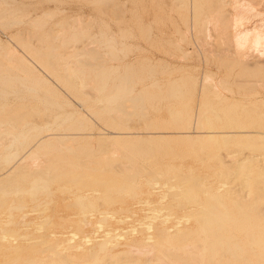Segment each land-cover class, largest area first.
<instances>
[{
    "label": "rangeland",
    "instance_id": "374dc122",
    "mask_svg": "<svg viewBox=\"0 0 264 264\" xmlns=\"http://www.w3.org/2000/svg\"><path fill=\"white\" fill-rule=\"evenodd\" d=\"M235 1L0 0V61L6 60L5 58L7 52L9 50H13L16 51L19 55V58H21L20 65L23 67V69H16L15 67L10 65L6 67L4 73L10 74L13 77L20 76L23 78H28L27 72L30 71L44 81V87H49V91L47 90V88H36L37 93L34 91L32 93L28 91V88H26L25 84L18 83L14 88H12L11 86L3 85L0 82V89L3 88L7 91L6 94H0V121L4 120L2 115L7 112H11V114L14 116V121L16 119H18V121H23L20 119L21 116H23V114L25 113H28L29 116L27 117V121L31 120L33 121V124L38 126V128H36L32 132L33 135L37 136L40 134L45 135L47 134V132L49 133V128L56 127V121L52 117L56 116L57 114H60L62 116L61 119L58 120V122L63 123L66 121L64 123L66 126L73 123L75 118L82 119L87 126V130H85L83 133L88 134L87 136H89V139L76 140L75 142H72V146L75 152L81 153L82 155L77 156V159H81L83 162L86 161L85 164H93L92 166H95V168L84 171H67V176H65V178L59 177L56 179V182H54L53 184V188L57 189L60 185L62 186L68 182H72V184H75L82 178V176H72V174H84L88 179L83 182L81 189L88 188L89 191L86 194V199L84 198L85 202H87L86 200H88V202L90 201L89 203H91L93 200H101L104 196L103 185L105 183H110L114 180L123 179V177L128 176L125 171L124 164H129V162L133 160L130 158L131 156L132 158L134 157V159H136V154L137 159H143L146 156V158H144L142 162H145V164L147 163L149 166H146L145 164L141 166H145L144 169L146 168L150 173H154L158 170L160 171L161 169L164 171L168 169V172H165L169 177H173V181L171 180L169 181L170 183L168 182L169 185L166 184L163 186L162 192H160V194L154 195L151 198H149V196L146 194L138 197L143 203L141 205H138V208L135 204L134 207L136 209H149L152 206L150 204H145L146 200H159L161 203L160 206L163 208L162 215H168L176 218L178 216L184 217L186 215H200V209L202 207H204L202 209L211 207L212 203V207L218 206L216 208H222L224 206L226 207V209H231V211L233 209L232 212L235 211V208L239 209L241 207L244 209L246 208L247 210H251L252 208H260L262 212L259 214V216L257 214L256 215L258 217H262L260 218V222L263 223L262 225L264 226V200L262 199L264 197H261L259 195V191L258 193L256 192L258 189H261L260 191L263 190L264 192V183L262 182L264 181V178L261 177L262 174L264 177V160L260 161L261 163L254 164L253 168L248 170V173L251 172L250 176H248L249 174L247 172V174L242 173L243 175L237 173H235L236 175H233L234 172L231 174L229 171L228 173L231 174V176L229 175L230 177L227 176L226 178L229 177V179L231 180L227 182L224 180L226 183L229 182L227 184L228 186L224 184L223 181H221L223 180L222 178H220V180L216 177V172L220 171V169H218L219 167H211L219 161V157H223L225 161L228 159L226 161L228 162L230 156L228 157L227 155H231V152H233L232 150L235 151L239 149L238 147H242V149L247 146L251 147L248 150L246 149V151H242L244 153L252 152L258 154L257 152H260V155L264 154V147H258L259 144L264 143V125H262L264 123L263 51H261V53L257 52V48H253L255 50H248L245 48V50H241L240 48L242 47L238 45L239 42L237 43V38H235L232 34L233 27L231 26L233 24L235 15H240L239 12H241V16L243 15L244 17L247 15V17H244L243 20V22L245 21L243 23V29L247 27L246 29L264 30V0H240V7L237 6L238 4L233 3ZM241 1L243 5L240 4ZM246 4L248 5V9L246 7ZM28 14L30 16H27L28 18H26V15ZM209 18H213V20H215L213 21ZM205 20L210 21L208 24H206L207 22ZM203 23H205L206 25ZM202 26L205 30L201 28ZM256 26L257 28H259L257 29ZM87 47H90L89 50L85 49ZM97 47L98 50L96 51ZM86 50L88 52H86ZM98 56L99 58L101 56V58L99 59ZM88 61L91 63V65ZM92 62H94V65H92ZM82 66H84V76L83 74L76 75V70L78 71ZM101 66H103L104 70H108L109 73L107 86L105 87L108 91L114 86V83L116 84L119 82H117V80L121 79V77L124 76L126 72L130 71L128 72V74L130 73V75L135 76V81L132 86L133 94L129 97L135 96L138 93L140 95L142 94L141 92H143V94H150L154 96L157 94L156 96L159 99L161 97L163 98L159 100L155 96L154 98L157 99H153L152 101H150V103L149 101H147L146 104L148 105H146V112L148 116L145 112L146 115L142 114V118H140L142 112L140 108H138V110L141 111H139L140 115L135 114L133 116H130V120L128 119L125 112H123L126 115L124 116L121 108H119V110H121V113H118V108H111L107 111V101L103 100L106 98H104L103 93L98 90L97 86L99 77L98 75L96 76V73H98L102 69ZM78 67L79 69H77ZM151 67H154V69L152 70ZM69 81L75 82L77 84L70 85L68 84ZM155 82H157V85H153V83ZM181 82H185L184 84H186L185 86H187V88L185 86L183 87V84ZM84 83L85 86L88 87H85ZM72 88H77V90ZM81 89L84 91L82 92ZM87 89H89V91ZM183 92L186 93L184 94ZM129 97H127V99H129ZM25 106L28 108L25 109ZM177 108L178 110H176ZM171 110H175V112L171 113ZM180 110H182V115H180L181 118L178 117L177 119H173V114L175 115V113H178ZM185 111H187V114H184ZM212 114H216L215 117H217L218 115L221 119L218 117L215 118L214 116H212ZM229 114L232 115H230L231 118ZM249 114H251V116ZM119 115L123 117L118 118ZM145 116H147L148 120ZM204 116L206 120L204 119ZM124 117L127 118V120L130 122H128ZM207 118L212 119L208 120ZM257 118L259 120H257L259 122L257 123L262 128L257 126L258 124H253L255 123ZM125 120L127 121V124L125 125L129 126V128L127 130L123 129V134L127 135H124L122 140L118 141L119 143H117L116 145L117 140H115V142L112 141L114 140L113 137L116 133H120V131L122 132V129L118 128L123 127L122 125L124 124L121 122L125 123ZM233 120L235 122L237 121L238 123L236 128V123L233 124ZM249 120L251 122H249ZM260 120H262V124L260 123ZM229 121H232L230 125ZM239 121L242 122L240 123ZM151 122H153L152 126ZM165 122L168 123L169 126L166 125ZM199 122L202 123V127H200V129L203 128L202 130L204 131L208 130H205L207 124V126L211 124V127H218L216 130H218L219 128L221 130L220 126L225 124L224 127L222 126V130L228 129L231 131V129L237 130L239 128V131L252 130V132L254 133H252L253 136L252 139L250 138L251 140L249 139V137L246 138L248 139V141L239 137L237 138V142H235L236 140H233L234 142H232L231 140L227 143L225 142L226 145L229 144V146L225 145L227 148H230L231 145H233V147L235 146V149H233V147L231 146V148H228L227 151L226 148H224V141L220 138H214L213 141H217H215L214 143L212 140H209L210 138L208 137H206V140L205 138L200 139L202 138L200 137V133L204 131L201 130V132L197 129L199 128L198 126H200L197 124ZM204 122L208 123L205 125ZM47 123L49 124L48 126ZM163 123H165V125H160ZM186 123H189V127L191 128L186 127ZM226 123L230 127L226 126ZM44 124H46V126ZM232 125L235 129L231 128ZM147 126H150L152 129ZM154 126L157 127H155L156 130L154 129ZM163 126L169 127V133L168 131H166L167 133H165L164 130L166 129H164ZM173 126L177 127V129H173ZM8 127L12 128L13 126L11 125ZM19 127L20 126H18L17 124L16 126L14 125L13 131H15L16 133ZM157 129L162 130H160V134L158 133ZM171 129H173V133H171ZM255 129H257V131ZM175 130H179L180 133L179 131L177 133ZM197 130L199 132H197ZM258 130L260 131V133ZM50 132L57 133L59 132V130H53ZM255 132L257 133V135H255ZM197 133L198 140L195 139V134L197 135ZM168 134L169 136L174 134L171 136V140L170 137L167 136ZM182 134L186 135L187 137L190 134L191 140L193 137V139L196 141H191ZM180 135H182L181 137L183 140L184 138H186V141H183ZM254 135H259V138L263 139H260L258 142L257 139L259 138L254 137ZM161 136H163L164 138L168 137V141L166 142L165 140H167V138L164 139ZM148 137H154L152 139L153 142L151 141V139L149 141L150 143L152 142V145L150 144L151 146H149L148 141H146L148 140ZM158 138L160 139V142H158ZM240 138L243 139L241 140V142H239ZM7 139L8 138L5 136L4 140L6 141ZM255 139L257 142L255 141ZM161 140L164 142V144ZM172 140L173 143H171ZM177 140H179V143ZM261 140H263L262 143ZM122 141L123 144L122 146H120L119 144L122 143ZM124 141H127V143L129 144H125ZM168 142L169 145L166 144ZM154 143L156 145H154ZM177 143L179 145H177ZM211 143H213V145H215L216 143L217 147L219 146V144H221V149L223 148V152L221 151L219 153V151L221 150L219 146V156L216 152L218 149L212 150L213 154H211ZM124 144L125 146H123ZM159 144L160 146H158ZM189 144H192L191 147ZM200 144L201 146H199ZM206 144L209 145V148ZM186 145L188 146V148L186 147ZM61 146L64 147V150ZM65 146L64 144L54 141L50 144L45 145L39 152L38 157L42 161H47L54 155L59 154L60 151L58 150L61 149L62 151H65ZM113 146H115V149L116 146L119 147L120 152H122L121 157H119L122 160H120L119 158H113L112 160V157H110L111 155L109 156V154H111L110 152L114 149ZM197 146L202 148V150L204 151L202 152L203 154L201 153V150L197 149ZM252 146H257V150L254 151L252 149ZM203 147H205V150ZM213 147L214 146H212L211 148L213 149ZM152 149L153 153H151ZM260 149H262L263 152ZM194 150H196V152ZM239 150H241V148ZM101 151H104V153ZM136 151L139 153H137ZM142 151L144 153H142ZM148 151L152 156L149 157L150 153ZM224 151L230 154H227ZM127 153L130 155V157ZM207 153L209 154V156L206 157V155H208ZM215 153L216 155H214ZM139 154L143 157L140 158L141 156ZM200 155L201 157H199ZM104 156L106 158H104ZM126 156L131 160L126 159ZM214 156H216V158L218 159H216ZM2 157L3 154H0V161H2ZM24 157L25 160L28 161V163H31L33 161V159L32 161H30L31 159L29 154H25ZM210 157L214 158L211 160ZM104 160L107 161V163L110 162V164L112 160V163H114L115 166L117 165L121 169H123L121 170L119 167H117L116 169L118 170H114L115 172L105 168L101 169V167L105 165L103 162ZM118 160L122 162H119ZM100 162L101 164H103H100L99 168L97 167V165H99ZM149 163H152L154 165L151 166V164ZM121 165L123 167H121ZM229 165H231V167L235 166L230 161L225 166L228 167ZM259 165L263 168H260ZM259 170H263L261 175ZM39 173H41V171H35L32 173V175H35L34 177H36L39 175ZM255 173H257V175ZM244 174L248 177V179H246L247 182L249 180L248 183H246V181H242V183L240 182V179L243 177L238 179L240 176H244ZM238 175L240 176L238 177ZM147 176H143L142 179L144 181L142 182H146ZM193 176H197L195 182L191 181L192 178H194ZM205 176L209 178L205 180L202 179L201 181L198 180L200 179V177L204 178ZM175 177H177V180L175 179ZM187 177L188 180H186ZM15 178L20 179L21 176L19 177V175H16ZM182 178L183 181L186 182L183 183V181H181ZM255 178L260 180L262 178V180L252 181ZM193 180H195V178ZM199 181L200 183H198ZM250 182H253L254 184H251ZM162 183H164V180H162ZM196 183L197 185L199 184V189L196 187L197 185L195 186ZM256 183L260 184L258 185ZM177 184H179L178 187L175 186ZM191 185H194V190L191 189ZM257 185L259 186V188L257 187ZM170 186L173 189H171ZM174 186L177 188L176 190L174 189ZM202 186H206L207 188L211 187V189L213 188V190H217L219 187H221V191L215 198L211 197L209 199V202L207 201V198L204 194H199L200 200L199 203L196 202L198 203L197 205L195 202H188L186 200L187 198H184L188 197L190 192L196 191L197 189L199 192H201V190H203ZM252 186L255 188L252 189ZM200 188L202 189L200 190ZM61 189L62 187H60L58 191ZM251 189L252 191L255 189L257 190L252 192ZM234 191H237L235 192L236 194H233ZM185 192L186 194H184ZM263 192H261V195H264ZM253 193H257V196L261 197L260 199H262V201L258 198L259 201H261V204H259L260 202L258 201L257 196L253 197ZM59 194H61V197H58L57 199L54 198V201L49 205L40 208L36 213H31V220L38 221L39 219L40 221H42L43 218L48 217L52 223L48 227L45 226L46 228L41 231L36 230L38 226H33L29 231V234L31 235L30 237H37L40 239L43 232H48V230L58 231L59 228L56 223L62 217H77V215L75 214H78V212H76L78 210V207L75 205V200L68 198L70 194L63 192L61 193L60 191L57 192V195ZM164 194L167 195L163 196ZM181 194L184 197H181ZM221 194L224 195L222 196ZM173 195L175 197H173ZM219 195H221L222 197ZM220 197L221 199L219 201ZM178 198H181L179 199V203H181L180 205L178 203ZM251 199H254L257 203ZM232 200L236 202L232 204ZM193 203H195V205H192ZM200 203H202L201 206ZM249 203H252L250 205L256 204L257 206V204H259L260 206H257L256 208L255 206H252V208L249 209V207H251H248ZM244 204H246V206ZM44 209L46 210L44 211ZM192 210L195 211V214ZM40 211L44 212L40 213ZM145 213L146 212L141 211L138 212L140 217L145 215ZM234 213L231 214L236 215V213ZM122 214L124 213H121V215ZM237 214L240 215V213ZM189 224L193 225L194 220H191ZM249 225L251 224L249 223ZM257 229L255 230V233L253 235L254 237H252L254 238V240L261 238V236L258 235ZM248 230L249 229L245 230L246 232L244 230L240 232L237 231L233 237L236 240L240 239V241H243L245 239L244 241H248L247 235L249 232H251V230ZM86 231L89 230L86 229ZM150 232L154 233V229H152V231L150 230ZM242 232L247 233V239L243 237L244 233ZM260 232L261 231H259V234ZM238 233H240L241 236H239ZM248 248L252 249L257 247L255 245H252L251 247L248 246ZM148 254L146 256L144 254V256H148V258L152 259L156 258L155 253L149 254L150 257ZM136 256L139 255L136 254ZM225 259L227 258L225 257ZM225 259L223 260V262L227 261ZM157 264H159L158 261ZM187 264H192V262L190 261Z\"/></svg>",
    "mask_w": 264,
    "mask_h": 264
},
{
    "label": "bare ground",
    "instance_id": "6f19581e",
    "mask_svg": "<svg viewBox=\"0 0 264 264\" xmlns=\"http://www.w3.org/2000/svg\"><path fill=\"white\" fill-rule=\"evenodd\" d=\"M239 2H240V0H236L233 3H236V4H238L237 6H239ZM101 4H103V3H101ZM240 4H242V1ZM248 4H250V3H248ZM239 7H238V9H239ZM246 7L248 9V5ZM243 10H244V8H243ZM239 13H240V15L239 14L235 15V17L233 19V24L231 25L233 27L232 34L235 38H237L236 41H237V43L239 42L238 45H240L242 47V48H240V47L239 48L241 50L242 49L243 50H245V49H248V50L251 49L252 50L253 48H255V49L257 48L256 51L260 52V53H261V51H263L262 54L264 55V30H262V29L261 30L260 29L259 30L246 29L247 28L246 26H245L246 28L244 27L245 29H243V25H244L243 23L245 22V21L243 22V20H244V17H247V15L243 17V15L241 16V12H239ZM243 13H244V11H243ZM27 16L29 17L30 15L29 14L26 15V18H28ZM209 19L213 20V18L212 19L209 18ZM246 20H247V18H246ZM205 21H203V22H205ZM209 21H206L207 22L206 24H208ZM211 23H212V21H211ZM203 24H205V23H203ZM201 28L204 29L203 26ZM256 28H257V26H256ZM94 46H92V47H94ZM89 48L87 47L85 49L89 50ZM255 49H253V50H255ZM259 49H260V51H259ZM87 50H86V52H88ZM97 50H98V47L96 48V51ZM261 55H259V56H261ZM4 58H5V56H4ZM98 58H99V56H98ZM100 58H101V56H100ZM5 59L6 60L0 61V82H1V84L5 85V86L6 85L11 86L12 88H14L16 86V84L22 83V84H25L26 88H28V91H30L32 93H33V91L34 92L37 91L36 88H47V90L49 91V89H48L49 87L43 86L44 81L40 77L31 73L30 71L27 72L28 78H23L20 76H14L13 77L10 74L4 73V71L6 70V67H8L10 65L15 67L16 69H23V67L20 65L21 58H19V55L16 51H13V50L10 51L9 50L7 52ZM90 62H91V60H90ZM93 63L94 62H92V65H94ZM90 65H91V63H90ZM101 67H102V69L98 73H96V76L98 75V77H99V79H98L99 81L97 82V86H98V90H100V92L103 93L104 98H106V99H103V100L107 101L106 105H108V106H106V108H107L106 110L108 111V109L110 110L111 108L112 109L118 108V110H119V108H121L122 113L125 112V114H127V117L129 120L131 119L130 116H133L135 114L138 115L139 111L141 110L142 112L140 111L141 112L140 118H142V114L144 115L146 112V109H147L146 105H148V104H146V102L149 101V103H150V101H152L153 99H157L158 98L156 96L157 94L155 95L157 98H154L155 97L154 95L143 94V92H141L142 94H140V95L138 93L135 96L129 97L130 95L133 94L132 86H133L134 81H135L134 80L135 76L130 75V73L128 74V72H130V71L126 72V74L124 76H122L121 79L117 80V82L119 81L118 83H116V84L114 83L115 87L113 86L111 89L108 88L109 89V91H108L105 87L107 86V80L109 78V73H108V70H104L103 66H101ZM131 68H133V67H131ZM151 68H150V70H151ZM77 69H79V67ZM153 69H154V67L152 68V70ZM132 71H134V70H132ZM75 73H76V75L83 74V76H84V74H85L84 66H82L81 69H79L78 71L76 70ZM85 83H84V86H85ZM156 83L157 82L153 83V85ZM184 83L185 82L182 83L183 87L186 85ZM68 84L74 85L77 83L69 81ZM172 84H173V82H172ZM81 86H83V85H81ZM85 87H88V86H85ZM185 87L187 88V86H185ZM72 89L77 90V88H72ZM87 90L89 91V89H87ZM83 91L84 90H82V92ZM79 92H80V90H79ZM6 93H7L6 90H4L3 88L0 89V94H6ZM85 94H87V93H85ZM127 97H129V99H127ZM161 98H163V97H161ZM159 100H157V101H159ZM3 107H1V108H3ZM26 108H28V107L25 106V109ZM138 108H140V110H138ZM102 109H104V108H102ZM121 110H119L118 113H121ZM137 110H138V113H137ZM172 110H171V113L175 112V110L174 111H172ZM176 110H178V108ZM186 112L187 111H185L184 114H187ZM213 113H215V112H213ZM125 114H124V116H126ZM146 114H147V112H146ZM180 115H182V110H180L178 113L176 112L175 115L173 114L172 118L173 119H175V118L177 119L178 117L181 118ZM215 115L212 114V116H214V117H215ZM230 115L231 114H229V116ZM249 115L251 116V114H249ZM28 116H29V114L25 113L20 118L23 121H18V119H16L14 121V116L11 114V112L10 113L7 112L4 115H2L4 120L0 121V152L2 151L0 154H3L2 161H0V264H157V261L159 262V264H174V263H176V264H187L190 261L192 262V264H264V226L262 225L263 223L260 222V220H261L260 218H262V217L261 216L258 217L262 211L260 210V208L259 209H253L252 208V206L253 207L255 206V208L257 206H260L259 204H261L262 199L264 200V198L260 199L262 196L264 197V195H261L262 194L261 192H263V190L260 191L261 189L260 190L255 189V190H257L256 191L257 193L259 191V195L261 197H258L257 193L254 194L255 192L253 193V195H254L253 197L257 196V199L259 198L261 201H259V199H258V201L260 203L257 204V206H256V204L250 205L255 201L254 200L255 198L251 199L254 201L252 203H249V205L247 204L248 207L251 206V207H249V209L252 208L251 210H247L246 208L244 209L242 207L241 208L238 207L239 209H236L235 208L236 206L233 207V208H235L234 212L236 213V215H232L234 213V212H232L233 209L231 211V209L230 210L226 209V207H224V206L222 208L221 207L216 208L218 206L215 205L216 207L213 206L214 207L213 208L212 202H211L212 203L211 207H206L205 209H202V208H204V207H202L201 208L202 210L200 209V212H201L200 215H196L195 211L192 210V211H194L193 213L195 214V216L194 215L187 216L185 214L186 216H184V217L178 216L176 218H173L172 216H168V215H162L163 208L160 206L161 203L159 200H153V201H151V200L147 201L146 200V203L145 202L144 203L150 204L152 206L151 208H149V209H136L134 207L135 204L137 205V208H138V205H141L143 203L141 201V199H139L138 197H140L143 194H146L149 196V198H151L154 195L160 194V192H162L163 186L166 184L169 185V183H170L169 181H171L173 179V177H169L168 174L165 172L168 169L165 171L161 169L160 171H163V172H160L158 170L155 172L153 171L154 173H150L149 170H147L146 168L144 169L145 166H143V167L141 166V165L145 164V162L143 163L142 160H144V158H146V156L143 159H137V157H136L137 155L135 154L136 159H134V157L133 158H132V156L130 157V155L127 153L128 156L133 160L131 162H129V164H124V163H121V164H124V168H125V171H126L128 176L123 177V179L114 180L110 183H105L103 185L104 186V188H103L104 189L103 190L104 196L102 197L101 200H95V201L93 200L91 203H89L90 201L88 202V200H86L87 202H85L84 198L86 199V197H87L86 194L89 191H88V188H84V189H81V188H82L83 182L88 179L86 175H84V174L73 175L72 174V176H82V178L75 184H72V182H68V183L61 186L58 183L60 186L58 185L59 188H57V189L53 188V184H54V182H56L57 178H59V177L65 178V176H67V174H66L67 171H71V172L77 171V170H83L84 171V170H90L92 168H95V166H92L93 164L92 165L85 164L86 161L83 162L81 159H77V156H82V155H81V153L75 152L74 148L72 146V142H75L76 140L89 139V136H87L88 134L83 133L85 130H87L86 123L80 118H75L73 123L66 126L64 124L66 121L63 123L58 122V120L61 119L62 116L60 114H57L56 116L52 117L56 121V123H55L56 127L49 128V133L47 132V134H45V135L40 134V135L35 136L32 134V132H33V130L38 128V126L33 124V121H31V120L27 121ZM147 116H148V114H147ZM147 116H145L146 119H147ZM212 116H210V117H212ZM231 116H230V118H231ZM250 116H248V117H250ZM252 116H254V115H252ZM120 117H123V116L119 115L118 118H120ZM217 117L220 118L218 115H217ZM217 117H215V118H217ZM124 118H122V119H124ZM125 119L127 120V118H125ZM204 119H205V116H204ZM211 119L212 118H210L208 120H211ZM126 120H125V123L124 122H121V123H123L124 125L127 124L126 122L128 120L127 121ZM216 120H219V119H216ZM257 120H258V118L256 119L255 123H253V124H255V125L258 124L259 120L258 121ZM118 121H121V120H118ZM122 121H124V120H122ZM202 121H204V120H202ZM46 122H48V121H46ZM46 122H44V123H46ZM128 122H130V121H128ZM217 122H219V121H217ZM229 122L228 123L230 125L232 123V121H229ZM249 122H251V121L249 120ZM261 122H262V120H260V123ZM152 123L153 122H151V126H152ZM165 123L160 124V125H165ZM200 123L201 122L197 123L200 126L197 125L199 128H197V126H196V128L201 131L203 128L200 129V127H202V123L201 124ZM207 123L204 122L205 125ZM235 123H236V126L235 125L234 126L236 128L238 123H237V121L236 122L234 121L233 124H235ZM16 124L20 127H19V129H17V131L15 133V131H13V129H14V125L16 126ZM149 124H150V122H149ZM211 124H212V121H211ZM11 125L13 127L9 128L8 126H11ZM44 125L46 126V124H44ZM48 125L49 124L47 123V126ZM124 125H122L123 127L118 128V129H122V132L121 131H120V133L115 132L116 134L113 137L114 140H112V141L115 142V140H117L116 145H117V143H119L118 141L122 140L124 135H127V134H123L124 133L123 129L127 130L129 128V126H126V125L124 126ZM160 125H159V127H160ZM166 125H168V123H166ZM207 125H206L205 130H207V129L208 130L207 131L202 130V131H204V132L201 131L202 133H200L201 134L200 137H202V138H200V137L199 138L200 139L205 138V140H206L207 139L206 137H208V138H210L209 140H212V141L214 140V138L215 139L220 138L224 141V142L222 141L224 146L226 145L225 142L227 143L230 140L232 142H234L233 140H236L235 142H237V138H239V137L243 138L244 140L248 137H249V139L250 138L252 139V136H253L252 133H254V132H252V130L245 129L248 131H244V130H241V128H240L241 131H239V128L237 130H232L231 128H233V125L230 128L231 131L228 129L226 130L224 128H223L224 130H222V126L224 127L225 124L220 126L221 130H220V128L218 130H216L218 128V127L215 128L216 126L211 127L212 125L211 126L210 125L207 126ZM229 125H227V123H226V126H229ZM262 125H264V123ZM168 126H163L164 129H166V130H164L165 133H167L166 131H168V133L170 131ZM176 126H177V124H176ZM257 126L261 127L259 124ZM147 127L151 128L150 126H147ZM155 127L156 126H154V129H155ZM170 127H172V126H170ZM173 127H174L173 129H175V128L177 129V127H175V126H173ZM186 127L191 128V127H189V123L188 124L186 123ZM229 127H227V128H229ZM243 127H244V125H243ZM235 128H233V129H235ZM173 129H171V133L174 132ZM53 130L54 131L59 130V132H57V133L56 132H50ZM160 130H158V133L162 131V130L161 131ZM182 130H183V128H182ZM198 130H197V132H199ZM255 130L257 131V129H255ZM175 131L178 133L179 130L178 131L175 130ZM179 133H180V131H179ZM185 133H187V132H185ZM259 133H260V131H259ZM110 134H112V133H110ZM150 134H152V133H150ZM190 134L188 136L189 138L186 135H183V134L182 135L187 137V139L191 140ZM152 135H154V134H152ZM161 135H164V134H161ZM172 135H174V134H172ZM177 135H179V134H177ZM182 135H180V137ZM255 135H257V133ZM255 135H254V137H258V138L260 137L259 136L260 134L258 136H255ZM5 136L8 138L6 141L4 140ZM167 136H169V134ZM171 136H169L170 140H171ZM195 136H196L195 139H197L198 133H197V135L195 134ZM161 137H163V136H161ZM153 138H149V137L147 138L148 140H146V141H148L149 146L152 145V142H153L152 139ZM166 138H167V140H165V141L167 142L168 137H166ZM166 138H164V139H166ZM241 138H240V140L238 139L239 142H241V140H243ZM91 139H92V137H91ZM150 139L152 141L151 143L149 142ZM172 139H173V137H172ZM181 139H182V137H181ZM185 139L186 138H184V140ZM256 139H255V141H256ZM260 139H263V138L257 139L258 142ZM157 140H158V142H160L159 138ZM170 140H169V142H170ZM192 140H194L193 137H192ZM54 141H57L61 144H64V146L66 145L65 151H62L60 149V150H58V151H60L59 154L54 155L53 157H51L47 161H42L38 157L39 152L42 150V148L45 145L50 144ZM177 141L179 143V140H177ZM195 141L196 140H194V142ZM215 141H213V143ZM246 141H248V139H246ZM169 142L166 144L169 145ZM242 142H244V141H242ZM262 142H263V140H261V143ZM124 143L129 144V143H127V141H124ZM155 143H154V145H156ZM162 143L164 144L163 141H162ZM171 143H173V140ZM178 143H177V145H179ZM213 143H211L212 144L211 147L212 146L215 147L216 143H215V145H213ZM219 143H221V142H219ZM122 144H123V141L119 145L122 146ZM125 144L123 146H125ZM191 145H190V147H191ZM206 145L209 148V145L208 144H206ZM227 145L229 146V144H227ZM118 146H116V149H115V146H113L114 149L110 152L111 154H109V156L111 155L110 157H112V160H113V158H117V159L119 158L120 160H122L120 158L122 152H120ZM158 146H160V144ZM199 146H201V144ZM219 146L218 147L221 149V144H219ZM226 146L224 148H226V150H227L229 147L227 148ZM231 146L233 147V145H231ZM231 146H230V148H231ZM61 147H63V146H61ZM186 147L188 148L187 145H186ZM205 147H203L204 150H205ZM211 147H210L211 154H213L212 150L218 149L216 151L217 155H218V151L220 149L217 147V145L215 148L213 147V149ZM247 147H244L245 149L244 148L242 149V147H238L239 149L241 148V150L237 149L240 153L237 150H235V151L232 150L233 152H231V155H227L228 157L230 156L229 161L231 163H233V165H235L234 167H231V165H229L228 167L225 166L229 161L226 162L228 159L225 161L223 159V157H221V158L219 157V161L217 160L218 162H216L215 165L211 166L212 168H218L219 167L218 169H220L221 172L220 171L216 172V177L219 179L222 178L223 180H221V179L220 180L223 181L224 184L227 185L229 183V182L228 183H226V182L231 180V179H229V177L231 176V174L233 172H234L233 175L235 173H237V174H242V173H246V172L248 173V170L252 169L254 164L261 163L260 161L264 160V154L260 155L259 154L260 152H257L258 154H255L252 152L251 153L242 152L244 150L246 151V149L248 150L251 148L250 146L248 148ZM258 147L263 148L264 143L259 144ZM111 148H112V146H111ZM149 148H151V147H149ZM197 149L201 150V153L204 152L202 150V148H200L198 146H197ZM222 149L219 151V153L221 151L223 152ZM233 149H235V146L233 147ZM252 149L254 151H256L257 146L256 147L252 146ZM63 150H64V147H63ZM149 150H151V149H149ZM191 150H192V148H191ZM206 150H208V149H206ZM260 150H262V149H260ZM194 151L196 152V150H194ZM101 152L104 153V151H101ZM140 152H141V150H140ZM247 152H249V151H247ZM262 152H263V150H262ZM137 153H139V152H137ZM142 153H144V152L142 151ZM142 153H140V154H142ZM151 153H153V149H152ZM151 153H150L149 157L152 156ZM225 153H227V152H225ZM25 154L30 155V159H31L30 161H32V159H33V161L31 163L30 162L28 163V161L25 160V157H24ZM99 154H101V153H99ZM227 154H230V153H227ZM83 155H85V154H83ZM102 155H104V154H102ZM214 155H216V153ZM124 156H125V154H124ZM140 156H141L140 158L143 157L142 155H140ZM207 156H209V154L206 155V157ZM199 157H201V155ZM214 157L216 158V156H214ZM214 157H210L211 160ZM104 158H106V157L104 156ZM107 158H109V157H107ZM130 158L127 157L126 159L131 160ZM202 158H204V157H202ZM126 159H124V160H126ZM216 159H218V158H216ZM105 160L103 161L105 165L103 167H101V169L105 168V169H108L111 171H114V170L117 171L118 170L116 168L119 166H117V165L115 166L114 163H112V160H111V164L113 166L110 164V162L107 163V161H105ZM120 160H118V161L122 162ZM182 160H183V158H182ZM97 164H98V162H97ZM100 164H101V162L99 163V165H97V167L100 168ZM149 164H151V166H152L155 163L154 164L149 163ZM145 165L149 166L147 163ZM121 167H123V166L121 165ZM156 167H158V166H156ZM261 167L262 166H260V168ZM260 168H258V169H260ZM226 170H228V171H226ZM263 170H264V168H263ZM263 170H261V171L259 170L260 175L263 172ZM35 171H41V173H39L38 176L34 177L35 175L33 176L32 173ZM229 171L231 174L228 173ZM254 172H256V171H254ZM250 173H248L249 174L248 176H250ZM255 174L257 175V173H255ZM16 175L17 176L19 175V177L21 176V178L20 179L15 178ZM147 175H149V176H147ZM143 176L144 177L147 176L146 182H142V181H144L142 179ZM227 176H229V177L226 178ZM239 176L240 175H238V177ZM188 177H187V179L186 178L185 179L188 180ZM196 177H194L195 180H193L194 178H192L191 181L195 182L197 179ZM241 177H243L244 179ZM261 177L264 178L263 174ZM176 178L177 177H175V179ZM183 178L181 179V181H183ZM208 178L209 177L205 176L204 178L200 177V179H198V180L201 181L202 179L205 180ZM251 178H252V175H251ZM258 178H259V176H258ZM262 178H261V180H262ZM179 179H180V177H179ZM189 179H191V178H189ZM238 179H240L241 181L240 180L239 181L242 183V181H246V179H248V177L245 176V174H244V176H240ZM162 180H164V183H162ZM254 180L257 181L260 179L255 178L252 181H254ZM200 181L198 183H200ZM184 182H186V181H183V183ZM248 182H249V180H248ZM248 182L246 181V183H248ZM262 182L264 183V181H262ZM251 184H254V183L252 182ZM256 184L259 185L260 183H256ZM196 185H197V183L195 184V186ZM198 185L196 186L197 188L200 187ZM258 185H257V187L259 188ZM175 186L178 187L179 184H177ZM175 186H174V189L176 190L177 188ZM222 186H223V184H222ZM253 186H252V189L255 188ZM60 187H62V189H63V190L62 189L59 190L61 193L63 192V193L70 194V196L68 198L75 200L74 201L75 205L78 207V210L76 211V212H78V214H75V215H77V217H73V216L62 217L56 223L58 225V228H59L58 231L48 230V232L47 231L43 232L40 239L37 237H30L31 235L29 234V231L32 229L33 226H35V225L38 226L36 230L41 231V230H44L46 228L45 226L48 227L52 223L48 217L43 218L42 221H40L39 219H38V221H34V220L30 219V216H31V213H33V212L36 213L37 211H39L40 208L49 205L51 202L54 201V198L57 199L58 197H61V194L57 195V192H59L58 189H60ZM166 187H168V186H166ZM193 187H194V185H191L192 190H194ZM205 187H203V190H201L202 188H200L201 192L198 191L199 188L193 192L188 191V192H190L188 197H184L182 194L180 196L184 197L185 199L187 198L186 200L188 202H195V203L198 202L199 203V200H200L199 194L200 195L204 194L207 198V201L209 202L210 201L209 199L211 197L215 198L221 191V187H219L217 190H213V188L211 189V187L210 188H207V187L205 188ZM224 187H226V186H224ZM144 188H146V189H144ZM170 188H171V186H170ZM229 188H231V187H229ZM171 189H173V188H171ZM252 189H251V191H252ZM255 190H253V191H255ZM235 192H237V191H234L233 194H236ZM175 193H176V191H175ZM184 194H186V192ZM165 195H167V194H164L163 196H165ZM221 195L223 196L224 194H221ZM221 195H219V196H221ZM173 197H175V196L173 195ZM221 197L219 198V201H220ZM88 198H89V196H88ZM128 199H130V200H128ZM179 199H181V198H178V200ZM216 199H218V198H216ZM238 200H239V198H238ZM240 201H238V202H240ZM179 202H180V200L178 201V203ZM204 202H205V200H204ZM204 202H203V204H204ZM222 202H225V201H222ZM234 202H236V201H233V203L232 202L231 203L234 204ZM238 202H237V205H238ZM247 202H248V200H247ZM195 203H193L192 205H195ZM198 203H196V205ZM218 203H220V202H218ZM145 204H143V205H145ZM180 204L181 203H179V205ZM201 204L202 203H200V206H201ZM244 205L246 206V204H244ZM179 207H177V208H179ZM45 210L46 209H44V211ZM139 211L146 212V213H145V215L140 217L138 214ZM41 212L42 211H40V213ZM121 213H124V214L121 215ZM187 213H189V212H187ZM237 213H240V215H238ZM174 214H175V212H174ZM170 215H172V214H170ZM191 220H194L193 225L189 224ZM249 223L251 225H249ZM250 227H251V229H250ZM246 228L249 229L248 231L251 230V232H249L247 235L248 241H244L245 239L243 241H240V239L236 240L233 237L237 231H239V232L242 230L245 231V230H247ZM257 228H259L261 230H259ZM86 229H88L89 231H86ZM152 229H154V233L150 232V230L152 231ZM256 229L258 230V235H260L261 238L254 240V238H252V237H254L253 235H254ZM259 231H261L260 234H259ZM242 233H244V232H242ZM246 234L247 233H244L245 236L243 235V237H245L247 239ZM238 235L241 236L240 233H238ZM251 238L253 241L251 240ZM252 245H255L257 248H252V249L248 248V246L251 247ZM173 246H175V247H173ZM181 252H183V253H181ZM148 253L149 254L155 253L156 258L152 259V258H148V256L145 257ZM136 254L139 256H136ZM144 254H145V256H144ZM149 257H150V255H149ZM225 257L227 259H225ZM223 258L227 261L223 262V260H224Z\"/></svg>",
    "mask_w": 264,
    "mask_h": 264
}]
</instances>
